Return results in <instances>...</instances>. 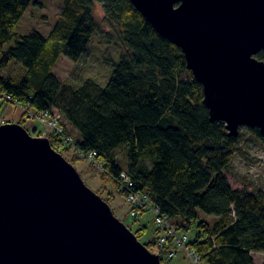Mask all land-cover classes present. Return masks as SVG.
I'll return each instance as SVG.
<instances>
[{"label":"trees","instance_id":"16d2710c","mask_svg":"<svg viewBox=\"0 0 264 264\" xmlns=\"http://www.w3.org/2000/svg\"><path fill=\"white\" fill-rule=\"evenodd\" d=\"M62 1L61 17L47 37L33 32L6 50L32 0H0V96L29 112L59 115L64 136L73 143L70 130L79 132L76 151L95 153L94 162L122 194L125 174L131 192L147 195L178 232L197 225L198 236L187 245L204 263L257 264L254 254H264V189H233L225 172L243 132L264 143L259 130L242 129L234 138L223 122L211 121L203 86L187 69L184 53L131 1ZM96 3L104 7L111 31L95 18ZM96 33L121 48L113 78L104 88L91 80L80 88L62 83L54 74L62 55L79 61ZM257 58L264 61V53ZM14 61L25 70L18 82L5 73ZM49 138L63 141L57 133ZM120 148L126 168L119 162ZM202 213L216 222L203 220ZM156 243L145 245L163 264L172 246L155 252Z\"/></svg>","mask_w":264,"mask_h":264},{"label":"water","instance_id":"95a60500","mask_svg":"<svg viewBox=\"0 0 264 264\" xmlns=\"http://www.w3.org/2000/svg\"><path fill=\"white\" fill-rule=\"evenodd\" d=\"M185 55L212 122L264 137V0H129ZM76 167L20 124L0 126V264H162Z\"/></svg>","mask_w":264,"mask_h":264},{"label":"rangeland","instance_id":"374dc122","mask_svg":"<svg viewBox=\"0 0 264 264\" xmlns=\"http://www.w3.org/2000/svg\"><path fill=\"white\" fill-rule=\"evenodd\" d=\"M64 4L62 0H32L24 18L19 23L14 33V41L9 43L5 49L13 47L21 37L28 36L33 32L41 33L47 37L55 27V23L60 19ZM95 18L106 31H111V27L105 22L104 7L96 3L94 7ZM121 48L116 45H109L103 42V35L96 33L90 41L87 52L79 61H72L62 55L58 64L54 68V74L63 83H67L72 88H80L86 81L91 80L101 87L106 85L113 78L115 66L121 60ZM25 70L21 63L16 61L9 65L5 73H11L15 81H19ZM32 115L35 116L32 118ZM40 114L27 111V108L19 106L7 98L0 96V126L1 124H20L23 125L32 136L50 137L56 132H52L46 124L37 120ZM70 130V129H69ZM73 137V143L79 139L80 134L73 129L70 130ZM244 135L238 143V149L235 151L234 159L228 170L225 172L226 178L233 189L247 190L256 192L264 189V143L257 141L254 135L249 132H243ZM53 149L62 154L77 171L97 195L112 207L115 216L128 226L136 235V231L146 228L143 233H139V241L142 244L159 241L164 235L155 224V214L153 211L144 212L138 218L132 217L131 205L126 201V196L122 194L108 175L105 174L103 166L98 162L87 160L85 156L76 151L74 145L69 143L55 142L51 143ZM123 148L117 150L121 166L126 168V156L122 152ZM201 218L208 223H215L217 218L202 213ZM180 235H187L189 242H193L198 236L197 225H192L188 232L179 231ZM156 243V244H157ZM176 257L170 259L168 253L162 255L163 264H195L191 256L180 247L174 245ZM155 252H159L156 247ZM254 258L257 264H264V254L256 253Z\"/></svg>","mask_w":264,"mask_h":264},{"label":"built area","instance_id":"2783aa9c","mask_svg":"<svg viewBox=\"0 0 264 264\" xmlns=\"http://www.w3.org/2000/svg\"><path fill=\"white\" fill-rule=\"evenodd\" d=\"M7 99L9 100V98ZM33 117L35 116L32 115V118ZM38 117H40L37 118L39 122H41L42 124H46L50 129L53 130L52 132L55 131L59 136H61L63 140L61 141L62 143H69L73 145L71 140L68 137L64 136V133H62L59 124V120L61 119V117L59 115L53 116L50 112L45 111L41 113ZM85 157L87 158V160L94 162L96 154L92 153ZM122 180H124V184H126L123 186L127 192L126 201L132 207V217L138 218L141 214L147 211H153V214H155V224L158 225L159 230H162L165 235L159 239L158 243L156 244V247L160 249L167 247V245L171 244V246L174 245L177 248H183L187 252L188 256H191L195 264H206L202 261L200 255H197L188 247L187 242L189 240V237L185 234L180 235L176 228L171 224L169 216H164L156 208H153L152 204H150L147 195H141L133 191L131 192L133 183L125 174H122ZM168 257H170V259L176 257V251L173 249V246L169 250Z\"/></svg>","mask_w":264,"mask_h":264}]
</instances>
